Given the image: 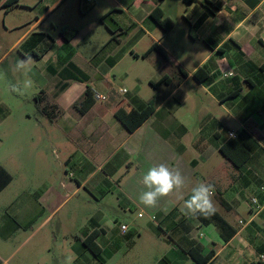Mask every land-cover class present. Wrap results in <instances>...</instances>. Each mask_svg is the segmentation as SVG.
I'll return each instance as SVG.
<instances>
[{
    "label": "crops",
    "instance_id": "crops-1",
    "mask_svg": "<svg viewBox=\"0 0 264 264\" xmlns=\"http://www.w3.org/2000/svg\"><path fill=\"white\" fill-rule=\"evenodd\" d=\"M206 1L211 5L205 0L187 5L184 0H0V62L19 49L22 59L43 62L47 70L30 73L32 96L14 94L16 108L0 99V167L10 174L5 160L15 163L25 191L9 194L12 178L0 192V264H46L41 254L51 249L44 246L42 231L75 198L87 214L66 235L64 251L71 264H264V0ZM158 6L174 23L168 31L150 16ZM76 7L80 13L87 8L83 18L96 16L84 32L67 17ZM57 24L62 26L58 39L40 30L56 31ZM70 30L76 33L65 42L62 32ZM96 36L102 44L96 54L101 72L93 80L103 83L105 71L129 54L150 60L152 71L162 74L155 82L149 78V99L138 87L134 94L125 93L128 98L99 92L107 100H95L81 113L86 85L71 83L61 91L53 59L64 66L76 51L75 40L91 43ZM145 39L148 46L139 54L135 47ZM154 44L161 52L143 57ZM200 68L205 77L197 79ZM153 96L158 98L155 110L134 130L116 115L122 101L141 111ZM14 132L16 156L4 150ZM231 140L248 153L243 157L228 149L236 165L221 152ZM59 146L66 149L60 177L54 176L52 161ZM159 164L186 177L184 199L200 182L214 185L215 212L185 216L175 193L156 208L141 205L142 176ZM43 172L48 177L41 181ZM254 197L258 205L251 204ZM214 214L227 223L224 231ZM122 225L128 229L122 231ZM93 233L97 254L83 243Z\"/></svg>",
    "mask_w": 264,
    "mask_h": 264
},
{
    "label": "rangeland",
    "instance_id": "rangeland-1",
    "mask_svg": "<svg viewBox=\"0 0 264 264\" xmlns=\"http://www.w3.org/2000/svg\"><path fill=\"white\" fill-rule=\"evenodd\" d=\"M101 0H98V2ZM85 5V4H84ZM83 7V6H82ZM87 12V8H82V12L80 13L76 8H72V10L68 13L67 17L68 20H70V24H74L76 28L81 29L83 32L85 28L95 22V14L91 13L87 15L85 18L82 17L83 13L85 14ZM25 16L27 18L33 17L31 13L25 12ZM57 30L53 31V29L44 28L40 29L41 31H45L48 34H50L53 38L58 39L59 33L62 29V26L60 24H57ZM69 28H73L71 25ZM39 32V31H37ZM17 32L12 33L8 36V39L10 40L12 37L16 35ZM36 33V32H35ZM32 34L31 38L35 35ZM15 34V35H14ZM148 40L145 39L142 43L139 44V46L135 47V50L141 54L145 48H147ZM102 44H101V38L96 36L91 43H85L82 38H78L75 40V42L72 44V47L74 50H76L74 53H72L73 57L70 58V62L63 63L64 66L59 63V60L53 59V62L51 63V66L53 68L63 69L67 65H73L75 66L80 72L87 73L90 81L87 82H81V81H71L69 84L74 83L77 85H80L82 88L94 87L98 90L100 93H106L112 94L114 98H118L120 96H123L124 98H128L129 94H134V92L137 91V87L140 88V96L144 99H149L153 88L150 86L149 78H152V80L155 82L162 73H154L152 71V65L150 60H135L132 58V56L129 54V56L125 57L123 60H121L118 65L109 72L105 73L106 80L103 83H96L95 80H93L96 77V73L101 72V68L98 69V58L96 57L98 51L100 50ZM122 47L124 49L125 44H122ZM26 48V46H20V49L23 50ZM19 49L15 50L11 53H9L6 57L2 59L0 62V86L2 88L0 99L3 100L11 109L16 108V96H22V98H31L33 87L35 86V81L30 77V73L33 72H39L41 69L44 72H47L46 70V64L39 63L35 59H31L32 62V71L29 72L27 69H15L14 65L17 58H21V56L18 54ZM22 59V58H21ZM69 60V59H68ZM100 64V63H99ZM101 66V64L99 65ZM40 69V70H39ZM109 70V69H108ZM7 73V75L2 74ZM95 73V74H94ZM90 74V75H89ZM169 76L171 73H167ZM31 78L33 81V87L26 89L23 94L13 93L9 90V79L14 80L15 82L22 83L20 85L21 88H23L27 82V80ZM126 89L127 93H120V89ZM14 94L16 96H14ZM32 102V101H31ZM17 112V111H16ZM32 116H36V109L30 110ZM17 115V113H15ZM13 114V116H15ZM12 121V118L9 120ZM12 137L14 138L11 143L7 144V147L4 148L7 149V152H10L11 154L17 155L18 150V132L17 133H11ZM9 148V149H8ZM66 149L64 146H59L57 149L58 153V159L54 160L52 157V161L56 162V173L54 176H62L63 168L60 166V163L63 160V157L65 155ZM2 149L0 150V161L3 160L1 157ZM7 166L9 169V172L11 174V177L13 178V183L11 185V188L8 190V193L12 196L20 195L22 196L23 189L21 187L22 180L20 179V176L18 174L17 165L13 163L11 160H8ZM55 168V167H54ZM55 168V169H56ZM48 177V174H45L44 172L41 174V181L46 180ZM40 181V182H41ZM27 193H34L33 190H27ZM18 195V196H19ZM82 195H84V192H82ZM78 201V198H75L74 200H71L68 204L66 203L63 205L55 214L56 216L53 218V220L43 229L42 231V240L44 246L51 249V251L43 250L41 257L42 260L46 262V264H71L70 261V254H66L64 251V247L67 244V232L75 229H77L79 226L77 224L80 222L81 219L85 217L87 214V207H84L82 204H80ZM49 214V209L46 211V215ZM60 220L63 221V223H60ZM67 220V221H65ZM55 247V248H54ZM23 250L20 254H18L15 258V261H17L19 258L22 257V254L27 250ZM73 257V256H72Z\"/></svg>",
    "mask_w": 264,
    "mask_h": 264
},
{
    "label": "trees",
    "instance_id": "trees-1",
    "mask_svg": "<svg viewBox=\"0 0 264 264\" xmlns=\"http://www.w3.org/2000/svg\"><path fill=\"white\" fill-rule=\"evenodd\" d=\"M163 1V0H159ZM191 0H184V3L187 5ZM205 3L210 6L211 4L205 0ZM150 16L153 18V20L156 22V24L161 27L163 30L168 31L173 27V21L167 17H165L164 12L162 9L158 6L155 8ZM108 16L104 17L102 20H106ZM76 30H70V31H63L62 36L65 42H68L71 40V38L75 35ZM152 50H159L160 49L154 44L151 46V48L144 53L142 56L146 57L150 54ZM161 52V51H160ZM264 68V64L262 65ZM181 74L184 76L185 73L183 71H180ZM203 73V74H202ZM203 75V76H201ZM194 77L197 79H202L205 77L204 70L202 68L198 69ZM58 79H59V87L62 90H65L71 81H81V82H87L90 80L87 73L80 72L75 66L73 65H67L63 69H61L58 72ZM166 80L161 81V83H164ZM158 98L156 96H153L152 99L148 102V105L141 111L134 110L129 104L125 101H122L116 109V115L123 121V123L130 129L134 130L137 126H139L144 120L147 119V117L155 110L156 103ZM95 102V99L93 97V90L91 87L87 86L86 90L84 92V96L82 100L80 101V106L78 107L79 112L84 113L86 112L92 104ZM230 150H234L236 152L243 153V157H247L248 153L234 140H231L225 147L221 148L222 154L231 160L235 165L237 164L235 158L232 156V153ZM12 177L11 175L4 169L0 167V192L11 182ZM214 220L218 224V226L224 231V229L227 226V223L220 218L218 215L214 214ZM96 237V234H91L87 239L83 240L84 245L89 248L94 254H97V248L94 243V239ZM230 236H225V240H229ZM191 255L195 258L199 259V262L205 263L204 261L198 257H196V252L190 251ZM213 253H211V256L206 258L205 261H208L212 257Z\"/></svg>",
    "mask_w": 264,
    "mask_h": 264
},
{
    "label": "clouds",
    "instance_id": "clouds-1",
    "mask_svg": "<svg viewBox=\"0 0 264 264\" xmlns=\"http://www.w3.org/2000/svg\"><path fill=\"white\" fill-rule=\"evenodd\" d=\"M14 68L32 71L31 58H17ZM33 87V81L29 78L23 88L9 82V90L13 93L23 94L26 89ZM100 98L107 97L100 94ZM141 183L144 189L138 196V202L146 208H156L161 199L176 194L182 201L180 211L183 215L194 217L197 215H212L215 212L213 196L215 187L210 183L200 182L192 187L191 194L184 199L183 189L186 185V177L179 169L171 168L165 164L153 165L143 174Z\"/></svg>",
    "mask_w": 264,
    "mask_h": 264
},
{
    "label": "built area",
    "instance_id": "built-area-1",
    "mask_svg": "<svg viewBox=\"0 0 264 264\" xmlns=\"http://www.w3.org/2000/svg\"><path fill=\"white\" fill-rule=\"evenodd\" d=\"M87 2H93L94 0H86ZM228 76H233V74H228ZM120 93H127L126 89H120ZM93 97L95 100H100V101H104L103 99L100 98V93L96 90L93 91ZM229 137L230 138H237V134L236 133H229ZM261 193L264 195V187L261 188ZM251 204L252 205H258V199L256 197L251 199ZM142 215H140L141 217ZM242 223V222H240ZM128 229V227L126 225H122L121 226V230L122 231H126Z\"/></svg>",
    "mask_w": 264,
    "mask_h": 264
}]
</instances>
